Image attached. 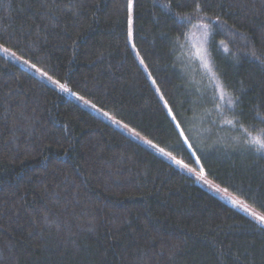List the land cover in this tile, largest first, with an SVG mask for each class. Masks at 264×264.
I'll list each match as a JSON object with an SVG mask.
<instances>
[{
  "label": "trees",
  "instance_id": "trees-1",
  "mask_svg": "<svg viewBox=\"0 0 264 264\" xmlns=\"http://www.w3.org/2000/svg\"><path fill=\"white\" fill-rule=\"evenodd\" d=\"M127 4L0 0V44L264 212V0H201L207 38L133 0L139 57ZM0 264H264V228L0 54Z\"/></svg>",
  "mask_w": 264,
  "mask_h": 264
},
{
  "label": "snow or ice",
  "instance_id": "snow-or-ice-1",
  "mask_svg": "<svg viewBox=\"0 0 264 264\" xmlns=\"http://www.w3.org/2000/svg\"><path fill=\"white\" fill-rule=\"evenodd\" d=\"M175 3V9L174 10L172 5ZM165 7L168 10V14L174 19L175 22L179 24L184 23H191L193 19L196 17H199L202 21L200 24L193 25L194 27L198 29H203L204 36L207 38L210 35V31L212 29L213 24L219 26L220 21L217 17L215 21H213L212 17H208L204 14V10L201 6V0H189V2L186 3H179L177 0H168V4L165 5ZM128 8V20H129V27H128V37L129 40H132L133 37V31H132V14H133V0H128L127 4ZM184 8H191V12H186L183 9ZM133 48L135 49V45L133 44ZM0 52H3L5 55H11L15 56L14 52H11V50L7 47H4L3 45H0ZM137 56L139 57V53L137 52ZM27 63V61H25ZM140 63L143 65L144 60L143 58H140ZM37 72L40 73V75L44 76L46 79H48L56 88H58L61 92L69 93L73 97H75L77 100L82 101L85 105H89V101L85 100L83 96H79L77 93L72 92L71 89L67 86L66 83H61L58 79H53L52 76L48 75L47 72H41L39 68H36L35 65H31ZM205 68L209 72L212 71L211 68V62L205 63ZM213 79H217L215 77V74H213ZM155 84V81H153ZM219 87V99L225 100L227 99V103L230 107L234 106V104L239 102L238 97H231L228 95V93L225 90L224 85H218ZM91 107L95 108V105H90ZM105 115H107L105 113ZM242 115V113H241ZM257 116H259V113H257ZM175 119V117H173ZM115 123L119 124V121H114ZM261 123H264V118H261ZM228 124H232L233 121L229 120L227 121ZM124 127H127L125 125ZM179 127V125H177ZM131 131V130H130ZM241 131L245 137V143L249 146H255L256 151L258 152H264V129L256 130L255 128L252 129V131H249L248 128L241 126ZM256 132L255 135H253V132ZM137 136L138 133H135ZM183 132H181V136H183ZM145 143L149 144L151 147L156 148V145H153L151 141H145ZM185 143H188L187 138H185ZM191 147V145H189ZM161 154L168 156L170 159H172L175 164L182 166L184 168H187L188 166L186 164H183L182 161L176 160L175 157L171 156L170 153H166L164 149L158 148L157 149ZM199 162V161H197ZM190 172H193L197 179L199 181H202L204 184H207L210 189L214 190L217 193H224V199H227L234 207L240 208L243 212H245L248 216H250L252 219H254L256 222H258L260 225H264V212H257L254 211L251 207V205L245 203L239 197L233 196L231 193L228 192L227 188H221L219 185H215L212 181L208 180L205 176V170L203 167L200 168V171L197 173L194 169H188ZM261 207H264V205H261Z\"/></svg>",
  "mask_w": 264,
  "mask_h": 264
},
{
  "label": "rangeland",
  "instance_id": "rangeland-1",
  "mask_svg": "<svg viewBox=\"0 0 264 264\" xmlns=\"http://www.w3.org/2000/svg\"><path fill=\"white\" fill-rule=\"evenodd\" d=\"M131 45H132V49L134 51V53L137 54L136 49L133 48V43L132 40L130 41ZM1 45V44H0ZM13 52V51H11ZM0 54H2L3 56L7 57L8 59H10L11 61H13L14 63H16L18 66H20L22 69H24L25 71L29 72L30 74L38 77L39 79L45 81L47 84L51 85L52 87H54L55 89H57L59 92H61L58 88H56L48 79H46L44 76L40 75L39 72H37L33 67H31L30 63H25V60H23L22 58L18 57L16 54L15 56H11V55H5L3 52H0ZM43 72V71H41ZM62 94H64L68 99L74 101L75 103H77L78 105H80L83 109L88 110L90 112H92L93 114H95L96 116L100 117L102 120H104L105 122L109 123L110 125H112L113 127H115L116 129H118L119 131H121L122 133L126 134L127 136H129L130 138L136 140L137 142H139L140 144H142L143 146H147V147H151L149 144L145 143V141H150L148 139H146L144 136H142L141 134H139L137 131L133 130L130 127H124L125 124H123L122 122H120L119 120H117L114 116H112L111 114L101 110L100 108L96 107L93 108L90 105H93L92 103H89V105H85L82 101L77 100L75 97H73L72 95H70L69 93H65V92H61ZM86 100V99H85ZM105 113L107 115H105ZM114 121H119V124L115 123ZM131 130V131H130ZM135 133H138L139 135L137 136ZM152 143V142H151ZM153 144V143H152ZM154 145V144H153ZM153 148V147H151ZM155 149L156 153L158 155H160L161 157H163L165 160H167L170 164H172L173 166H175L176 168L180 169L181 171H183L184 173L192 176L196 182L202 187L204 188L206 191L210 192L211 194H213L214 196L218 197L219 199H221L222 201H224L225 203H227L228 205H230L231 207H233L234 209H236L237 211H239L240 213H242L243 215H245L246 217L250 218L251 220L255 221L254 219H252L250 216H248L245 212H243L240 208L234 207L227 199H224V193H217L214 190L210 189L209 186L207 184H204L202 181H199L196 177V175L193 172H190L188 169H194L195 172H199L200 171V167H192V166H188L187 168H184L182 166H179L177 164H175V162L170 159L168 156H165L163 154H161L156 148ZM166 152V151H165ZM168 153V152H166ZM172 156V155H171ZM174 157V156H173ZM176 160H179L177 158H175ZM184 164V163H183ZM206 176V174H205ZM206 178L208 179V177L206 176ZM210 180V179H208ZM211 181V180H210ZM213 182V181H212ZM215 185H218L217 183L213 182ZM220 186V185H219ZM221 187V186H220ZM223 188V187H221ZM229 193H231L230 191H228ZM232 194V193H231ZM233 196L238 197L237 195L232 194ZM239 199H241L242 201H244L242 198L239 197ZM245 202V201H244ZM247 203V202H245ZM248 204V203H247ZM250 205V204H249ZM252 207V206H251ZM252 209L254 211H257L259 213L258 210H256L254 207H252ZM256 222V221H255ZM258 223V222H257ZM259 224V223H258ZM260 225V224H259ZM264 228V225H260Z\"/></svg>",
  "mask_w": 264,
  "mask_h": 264
}]
</instances>
